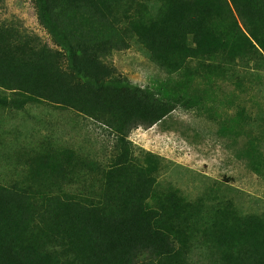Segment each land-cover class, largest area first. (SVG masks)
I'll list each match as a JSON object with an SVG mask.
<instances>
[{"label":"trees","instance_id":"trees-1","mask_svg":"<svg viewBox=\"0 0 264 264\" xmlns=\"http://www.w3.org/2000/svg\"><path fill=\"white\" fill-rule=\"evenodd\" d=\"M34 3L62 50L44 46L21 52L0 32V86L22 97L0 102L23 107L44 98L76 110L109 131L113 153L105 164L82 156L70 162L83 194L49 200L62 224L52 258L17 246L32 224L36 198L25 188L0 186V236L6 226L15 231L8 241L0 239V264H264V215L241 217L231 202H188L157 179L172 163L143 150L137 156L130 140L134 130L152 128L178 103L195 107L200 97H188V91L196 90V79L213 84L241 68L264 70V0ZM132 6L134 18L117 20L122 8L127 13ZM122 24L141 33L155 62L167 71L163 85L145 88L122 81L103 61L107 48L121 42V37L106 40L118 36ZM89 170L100 177L83 184L80 175Z\"/></svg>","mask_w":264,"mask_h":264},{"label":"rangeland","instance_id":"rangeland-1","mask_svg":"<svg viewBox=\"0 0 264 264\" xmlns=\"http://www.w3.org/2000/svg\"><path fill=\"white\" fill-rule=\"evenodd\" d=\"M126 8L129 11L122 8L117 20L134 18L135 7ZM0 32L8 34L9 45L21 52L44 46L62 50L41 22L34 0H0ZM140 34L122 24L120 34L106 40L118 42L121 37V42L111 51L107 48L102 59L115 69V78L158 87L168 81L167 71L155 62ZM175 77L185 79L183 74ZM193 88L188 97H200L195 107L178 103L163 121L131 133L136 155L143 150L172 163L157 179L170 183L188 202L200 199L209 206L231 202L241 217L264 215V70L241 68L232 78L229 74L213 84L196 79ZM14 94L0 86V98H7V103L22 98ZM7 103L0 102V186L25 188L36 198L32 224L23 229L17 246L22 252L52 258L62 224L49 200L75 191L83 194V186L73 181L70 162L82 156L105 164L113 141L94 119L51 100H30L23 107ZM99 177L92 170L80 175L87 185ZM17 218L13 214L12 219ZM14 233L6 226L0 239L6 242Z\"/></svg>","mask_w":264,"mask_h":264}]
</instances>
